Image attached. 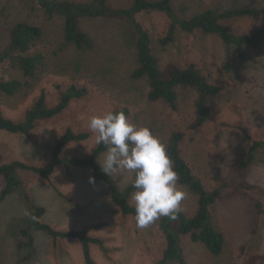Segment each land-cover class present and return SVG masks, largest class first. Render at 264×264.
Listing matches in <instances>:
<instances>
[{"label": "rangeland", "instance_id": "obj_1", "mask_svg": "<svg viewBox=\"0 0 264 264\" xmlns=\"http://www.w3.org/2000/svg\"><path fill=\"white\" fill-rule=\"evenodd\" d=\"M171 1L184 19L207 9L220 12L250 8L261 12L258 18H234L223 23L237 35L263 31L259 44L246 48L244 60L238 57L234 47L225 45L214 34L179 31L173 43L162 46L159 39L167 33L168 17L161 12L138 15L137 20L151 35L152 48L162 68L168 63L180 67L194 63L211 83L221 87L219 95L208 98L210 116L197 131L189 129L195 117L196 90L177 88L178 110L173 111L162 101L148 100L147 80L131 78L137 67V37L129 22L111 18L80 19V30L87 34L93 48L78 49L64 39L63 18L50 16L37 0H0V53L10 44L15 24L26 22L42 28L43 35L36 41L32 53L45 55L47 63L29 81L30 85L17 94L0 93L4 116L21 122L42 92L46 94L47 107H53L59 101L61 90L71 85L88 89L84 98L73 100L60 115L37 122L28 136L0 130L3 157L0 163L48 164L55 141L67 129L90 136L86 141L68 144L62 157H87L97 145L95 134L88 127L91 117L126 108L131 123L148 127L166 147L175 131L184 133L180 144L182 156L208 190L216 189L222 181H234L251 143L264 141V0ZM108 2L115 8H127L133 0ZM0 78L26 80L21 70L10 63L0 66ZM103 154L99 158L101 164ZM18 174L28 202L16 191L0 203V264H86L80 242L54 240L34 228L31 229L35 238L34 253L29 261L19 262V229L24 226L32 206L44 207L46 214L42 221L58 230L99 225L90 236L103 239L108 252L91 245L95 264H156L162 258L166 247L159 227L162 217L147 228H138L135 216L122 214L113 203L108 186L95 180L92 169L73 168L67 172L59 165L49 180L31 172ZM112 177L124 191L135 174L121 170ZM90 178L94 183H90ZM247 180L264 191V150L251 164ZM5 186L0 177V193ZM178 187L187 193L181 211L193 217L198 198L179 183ZM130 203L134 205L132 196ZM211 211L213 226L225 236L224 251L220 256H213L203 245L194 244L185 236L182 245L188 264H243L252 255L264 256V214L258 212L252 197L221 200ZM242 246L244 252L240 250Z\"/></svg>", "mask_w": 264, "mask_h": 264}, {"label": "trees", "instance_id": "obj_2", "mask_svg": "<svg viewBox=\"0 0 264 264\" xmlns=\"http://www.w3.org/2000/svg\"><path fill=\"white\" fill-rule=\"evenodd\" d=\"M38 5L50 16L63 18V35L68 43L74 44L78 49H92L93 44L86 33L80 30V19L83 18H111L127 21L137 37L136 61L137 67L133 70V80H147L149 91L147 98L150 102L162 101L173 111L178 110V95L176 89L179 87L192 88L198 93L195 102V117L189 129L199 130L208 120L210 109L208 98L220 94L221 87L211 83L206 76L192 63L180 67L174 63H168L161 67L152 48V38L148 30L137 20L138 15L146 12H161L169 19V28L164 37L159 41L162 46L174 42L179 31L193 34L202 32L204 34L217 35L225 45L234 47L241 60L246 58V48L256 47L263 38L262 30H255L250 34H234L223 24L224 21L253 17L258 18L261 12L257 9L237 8L233 10L217 11L214 9L203 10L189 19L182 18L175 10L171 0H133L132 5L127 8H115L108 0H92L90 2H75L68 0H37ZM2 12L0 10V16ZM43 35L41 27L19 22L15 24L11 33V42L8 47L0 53V66L10 63L17 66L26 79L4 80L0 78V93L13 96L23 88L30 85V80L36 78L38 72L46 66V57L41 53H32L37 40ZM60 89V87H59ZM88 94L86 87L71 85L66 90L60 91L58 103L53 107H47L46 94L41 93L33 106L27 110L24 119L16 122L4 116L0 109V130L10 134L30 135L37 122L52 119L63 113L73 100L84 98ZM124 112L128 116V109H120L114 112ZM89 133H76L71 129L59 137L52 148V156L48 164L35 166L20 161L10 164H1L3 157L0 155V177L6 183L0 193V203L12 193L19 191L25 197V188L18 174L19 171L31 172L39 177L49 180L55 168L63 165L67 172L73 168H90L94 172L96 181L103 182L108 186L113 203L119 208L123 215L135 216L134 205L130 198L135 192L132 183L121 191L117 182L111 176L105 175L100 168V156L106 151L103 144H97L87 157H62L63 149L70 143L83 142L89 139ZM184 133L175 131L168 140L167 153L173 162V167L178 173V183L198 198L197 212L189 217L180 211L177 218L172 220L162 217L159 227L164 234L166 247L162 258L156 264H188L182 245V238L187 236L194 244H201L213 256H220L225 247V236L218 231L212 223V207L221 200L235 196H250L254 199L257 210L264 214V194L262 187L250 184L247 180L251 164L258 153L264 150V141H253L239 164L238 173L234 181H222L214 190H208L202 180L197 177L188 162L182 156L180 144ZM135 178V177H134ZM32 211L19 229L20 241L18 251L21 255L19 262H27L35 250V238L31 229L45 232L54 240L74 239L80 242L86 264H95L91 257V245L99 246L105 253L108 249L105 241L101 238L90 236V232L99 228V225L87 226L82 229L62 231L42 221L46 209L42 206H32ZM244 246L240 248L244 252ZM264 256L252 255L243 264H262Z\"/></svg>", "mask_w": 264, "mask_h": 264}, {"label": "clouds", "instance_id": "obj_3", "mask_svg": "<svg viewBox=\"0 0 264 264\" xmlns=\"http://www.w3.org/2000/svg\"><path fill=\"white\" fill-rule=\"evenodd\" d=\"M88 127L96 143L106 149L101 171L107 176L121 170L135 174L132 200L137 227L147 228L160 217L175 220L187 193L178 187V173L160 139L148 127L131 123L122 111L92 116Z\"/></svg>", "mask_w": 264, "mask_h": 264}]
</instances>
